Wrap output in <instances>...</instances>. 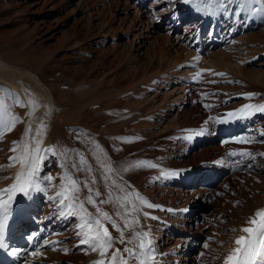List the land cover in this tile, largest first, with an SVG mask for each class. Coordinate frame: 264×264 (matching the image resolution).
Listing matches in <instances>:
<instances>
[{
    "label": "rangeland",
    "instance_id": "rangeland-1",
    "mask_svg": "<svg viewBox=\"0 0 264 264\" xmlns=\"http://www.w3.org/2000/svg\"><path fill=\"white\" fill-rule=\"evenodd\" d=\"M261 1L264 2V0ZM110 2L114 4H110ZM174 7L173 5L170 10ZM115 10L114 0H0V79L6 81H0V124L12 117L18 125L16 136L19 138L18 140H21L25 130L29 126L31 127L36 123L37 125L34 127L39 128L44 119H47L51 114L56 115V113L60 111L61 116L66 118L67 122L65 123L66 137L69 138L68 141L72 142V156L69 155L71 151L67 152L70 163L64 167L66 169L65 172L68 173L71 171V175L80 181H88L84 175L86 166L82 165V170L80 172H76L75 169L70 167L74 163L79 164L81 159H83L82 156L85 157L83 148L87 149L88 146H85L81 142L76 143V141L82 140L81 137L86 129L92 127L93 130H95L94 133L92 131V134L95 135V132H100L98 134H100L101 137L104 136V139L109 143L110 140H113L112 138L118 137L116 134L119 130H122L119 135L122 133L127 134V131L129 132L128 134L140 132L142 135H147L146 130L151 128L159 132L167 133L173 130L176 124V122L172 123L173 116L176 114L175 112H177L176 106H174L172 110L168 108L159 110V101L162 95L156 96L155 90L163 88L164 85H161L160 82L163 77L167 76L170 77L169 79L171 80H173L172 77H174L173 82L167 83L169 86L168 92L171 90L169 93L174 92L172 86L178 85L180 81L184 83L183 80L178 81L177 78H179L180 75H175L172 71H176L175 67H178L180 64L186 63V59L181 58L175 61L179 56L174 57L175 52H173V56L170 55V52L175 50L164 46L163 42L159 41V39L155 41L157 36L163 34H157L154 38L153 34H151L148 36L149 38L135 40L134 36L139 33L135 32L130 26L127 27V22L118 21L120 16L116 17ZM238 19H235L236 23ZM237 24L239 26V23ZM119 27L123 29L121 30ZM150 28H153V26L150 25ZM155 30L160 33L156 28ZM192 30L193 27L189 33L190 37H192ZM167 31H169V29H167L166 32ZM161 33L164 32L161 31ZM239 37V34L235 36L233 39L234 43L239 41ZM240 41L243 42L244 48H238L236 51L232 50L225 52L226 48H218V51L220 50L218 54L221 55L219 57H221L222 61L224 60L223 62L229 64L228 61L230 60H227V58L234 57L237 63L235 62L233 66L226 67L225 70L210 68L211 70L207 69V71L210 70L209 73L210 75L212 74V78L214 77L213 74L215 75L216 72L223 73V75H225V72H228L230 75L228 81L232 80V76H236V78H234V83L238 84L243 91L250 92L255 86L247 80L257 78H255V76H250L246 72H264V30H258L250 35H245ZM185 43L186 41L182 43L183 48ZM204 43L205 42L202 41V44ZM231 44L230 47L233 46V41ZM250 44L252 47L254 44L255 49L252 48V51L258 53L261 59L251 64L253 66L249 68L245 67V71L241 73L233 72L237 70L238 67L243 69L241 65L244 63V57H249V53L251 52ZM186 45L187 49H189L190 46H195V48H192L195 54L196 48L198 49L195 43H186ZM132 46L134 48L133 50H131ZM194 68H197V66ZM136 69L137 71H135ZM218 78L220 82H227L220 77ZM186 80L187 79H185V82ZM259 80L264 81L263 78ZM9 84H11L12 87ZM218 84L220 85V83ZM220 87L222 91H224L225 96H230L226 98H228L229 101H234V104L230 105L231 108H236L238 109L237 111H239L243 108V105H241L242 103H247V105L251 104H248L249 101L245 98L240 101V98L231 97L235 95L228 93V90L224 86ZM207 88L208 86H206V89ZM233 91L235 93V89ZM171 96H174L172 97L173 99L176 97L174 93H171ZM256 97L259 101L256 99L253 104L256 103L255 105H259L264 102V94L256 95ZM210 99L209 101L211 103L215 102L213 97H210ZM188 105L192 106V103L189 102ZM186 108L187 105H181V109ZM97 112H100L102 115H107L105 112L110 114L109 126L113 127L112 129L110 128L108 130L107 127H104L106 122L101 123L100 121L99 124V121H97V123L94 115L88 118L89 114ZM228 114L225 116H228ZM238 114L240 115L239 112ZM255 116H259L262 119V121H257V123H259L258 125H260L261 122L264 123V112H256V114L254 112L253 117ZM74 122L79 123V125H77L79 128ZM111 122H113L114 125H111ZM147 122H149V125H147ZM47 123L51 124L52 121L49 122V120H47ZM11 132L12 130L4 131L0 135V157L6 155L8 152V155L0 158V167H5L12 162L9 160V156L13 157L19 155V148H16V151H11V148L15 149L13 137L9 134ZM104 139L103 141H105ZM94 141L95 140L92 142V147L97 148V144ZM210 142L213 144V141L203 137L198 147L204 150L206 148L201 146V144H210ZM216 147H223V143ZM76 151H82L81 158L76 157ZM156 160L159 159L156 157ZM57 161L61 162L58 153H50L47 163H45L47 168L45 176H50L52 179L50 182L41 181V186L45 189H47L45 183L53 185L52 191L48 194V197L41 195L40 198V200H44L50 205L54 204L57 200L56 194L54 193V183L59 182L57 181L59 179V175H57L58 170H54L60 164H57ZM261 165H264V162ZM203 169L206 168L203 167ZM150 171H155L156 174H154L155 172L149 175L141 173L138 176L139 181L143 179L144 182V184L138 182L140 186V190L138 189L140 192H138L144 195L148 201L153 200V202H159V204L164 203L163 205L167 208H169V204L171 206L173 205L171 210H176L175 214L167 215L168 212H165V223H177L176 226L180 227L181 223H184L182 222L181 213L185 204L184 200H173L168 193V195L164 194L163 196H167L174 202L166 201L165 199L164 201L162 200V202L158 201L159 197H155L158 196V192L149 191L152 187L151 183L154 182L152 184L154 185L153 187L156 188V183L161 181L160 185L163 188L162 183L166 179L162 181V177L157 170L150 169ZM244 172L250 173L246 175L243 174ZM244 172L238 174L240 177L236 175L237 179L234 180L229 187L227 185L219 186V194H217L216 197L221 196V198H223L221 202L214 203L213 198L212 204L207 203L206 201H209L211 196L205 199L203 197H194V199H189L186 202L189 205L186 207L192 212L193 217L192 219H187L188 222L187 224L184 223V226L187 228L188 225L191 226L193 242L191 248H187L188 250H186L183 260L180 261L181 264H217V260L223 256V253L221 254V249L231 238L229 236L234 233L232 229H237L236 226L238 225L237 222L232 223V216L226 218L224 213L228 212L227 215L234 213L233 215H235L238 213L242 214V212L245 211L244 215H246L250 208H246L247 205L249 203L253 204L254 201H257V199L260 200L261 197L263 198L261 194L255 200L253 199L258 191L264 193V177L251 176L254 175L251 170H245ZM115 175L116 172L112 175L116 179L117 176ZM146 176L147 178H145ZM157 176L161 178L160 181L156 179ZM114 178L111 177V180ZM96 180L97 183L90 186H94V189H99L102 193L105 191L104 198L106 199L108 198L109 191L112 192V196L115 198L116 194L114 190L118 191V189L111 187L112 184L110 179L107 180L106 183L97 178ZM230 180H233V177H230ZM117 181L119 182V180ZM175 181L176 179L173 180V182ZM181 190H183V188ZM86 191V189H83L81 194H86ZM201 200H204L206 204ZM109 204L114 211L118 209L117 204ZM204 206L207 208L206 212L203 211ZM42 208L43 205H41V209ZM37 211L36 216H41L42 213L43 216L48 215L55 221V225L58 224V219L61 218L59 216V208L56 217H53V215L56 214L54 209ZM201 211L204 212L203 216ZM141 212L144 213L143 210H141ZM129 219L131 218L129 217ZM38 220L39 222L41 221L40 219ZM157 220L160 221L161 218ZM143 222L146 227L153 224V220L151 223H148L147 220H143ZM78 224L79 222L76 219L70 220L68 222L69 229L77 234V232L80 231ZM140 225H143L142 222ZM163 225L165 224L162 223V226ZM23 230L24 229L19 227L18 233H22ZM135 230H140V227L138 228L137 226ZM28 233L29 232H23V234ZM27 236L29 237V235ZM28 237L23 236V238ZM165 237V235L161 237L162 242H166ZM125 245L127 247L134 246L133 244L128 245L126 243L123 244V248ZM205 245H207V247H205ZM180 249L182 248H179V250ZM78 253L82 252L75 248L67 253L55 251L52 254L68 257L71 254ZM161 253L162 252L159 250L161 256H159L160 259L157 258L158 264H160L159 260L161 264H175V262H171L174 260L171 253L167 254V260H171L168 263H165L164 258H162L164 257V253ZM124 255L127 257L126 253ZM134 263L136 264V261L129 260V264ZM16 264H32V262L19 261Z\"/></svg>",
    "mask_w": 264,
    "mask_h": 264
},
{
    "label": "bare ground",
    "instance_id": "bare-ground-1",
    "mask_svg": "<svg viewBox=\"0 0 264 264\" xmlns=\"http://www.w3.org/2000/svg\"><path fill=\"white\" fill-rule=\"evenodd\" d=\"M181 1L184 2L185 0H181ZM114 2H115V8H116L115 13L117 15L116 17L120 16L118 21L127 22L128 24L127 27L130 26L135 32L139 33L134 36L135 40L149 38L148 36L151 34H153V38L157 34L159 35L163 34L161 36H157L155 41L159 39V41L163 42L164 46L170 47V49L173 48L175 51H171L170 55L173 56V52H175L174 57L179 56L175 61H178L181 58L186 59V63L180 64L178 67H175L176 71H172L173 74L180 75L179 78H177L178 81L183 80L185 82V79H187L189 74L192 73L191 69L197 66V65L192 64V62L195 60L201 64V66L199 67H209V68L220 69V70L221 69L225 70L226 67L231 66V65L233 66V64H235L234 60H236V58L234 57L229 58V59L227 58V60H230L228 61L229 64L223 62L224 60L222 61L221 57H219L221 55L218 54L220 51V50L218 51V48H221V47H223V49L226 48L227 45L232 43L235 36L241 33L240 32L241 28H239L237 23H239L240 25L239 21H240L241 15L243 14V11H240L239 13H237V16L235 17V19H238V18L239 19L237 20L235 27H228L225 31H221V32H217V30L208 32L206 31L208 19L213 18L214 15L217 14V12L212 13L211 11H209V9L212 8L211 5H209L208 8H203V7L198 8L196 2H193V0H189V2H185V4L191 8H185V6H182V4H180L178 6L174 5L175 7L170 10L169 7L162 4V6L159 7V8H162L161 10L156 9L158 7H156L155 9H152V13L156 15V16H152L154 19L153 23H157L158 20L161 21L162 23L163 20L169 19L167 23V29H169V31L165 33H161V32L159 33V32H156L154 27L150 28L151 24L148 22L149 19L146 17L147 15L145 14L147 12L145 8L148 4L149 6H152V7L154 6V3H151L150 0H142V1L141 0H114ZM110 4H114V3L110 2ZM253 6H258V5H255L253 3ZM142 10H144L145 12ZM168 11L170 15L168 14ZM197 12L202 13V15L205 17L204 21H200L198 19L195 20L196 18L195 14H189V13H197ZM246 12L248 15V20L244 22L246 28L248 29L251 27H256V26H253V22H255L258 26L259 19L262 18L259 15L262 14L263 11H259L257 15H251L250 10ZM177 17H181V18L184 17L185 19H181L180 22L184 20L183 23L185 24L187 23L186 20L188 18H191L192 24L190 26L186 24L183 27L181 24H179L180 22L177 23V21H175ZM192 27H193L192 37H190L189 33ZM119 28L121 30L123 29L122 27H119ZM187 36H188V41H187ZM185 41L188 44L195 43L196 47H198V49L196 48V52H195L196 55L192 51V48H195V46H192V47L190 46L189 49H187V45L185 43L184 48H183L182 43ZM202 41L206 43L205 47H203ZM181 48H183L185 51ZM216 48H217V51L214 50ZM252 48L255 49L254 44H253V47L251 45V49H250L251 52L249 53V57H244L245 59L244 63L249 64V66L243 63L241 65L243 69H240L238 67V69L234 70L233 72L241 73L245 71V67L249 68L250 66H253L251 64L261 59L260 56L256 52L252 51ZM133 49L134 48L132 46L131 50ZM137 69L135 71H137ZM205 70L209 76L212 75V74L210 75L207 69ZM246 73L249 74L250 76H255V78H257V79L251 78L247 80L252 85L255 86L250 92L243 91L240 88V86L236 83L228 84L224 87L228 90V93L235 95L231 97L240 98L239 99L240 101H242L243 98H245L247 101H249L248 104L251 103L250 105H255L256 103L253 104V102L257 99L256 95L264 94V81L259 80L262 78L264 79V72L247 71ZM213 76L215 75L213 74ZM169 78L170 77L168 76L162 78V81L160 83L161 85H164L165 87L163 86V88L156 89L155 94L156 96L162 95L159 101V106H160L158 108L159 110L164 109V108H168L172 110L174 106H176L177 112H175L176 114L173 116V119H172V123L176 122L173 130H170L167 133H164V132H159L156 129L151 128V129L146 130L147 135H142L140 132L128 134L129 133L128 131H127V134L122 133L121 135H119V133L122 132V130L115 129V130H119V132H117L116 134L118 135V137L112 138L113 140H110V142L111 141L112 142H111V145L109 146L110 142L108 143V141L104 139V136L101 137V135L98 134L100 132L97 131V133L95 132V135L92 134V131L94 133L95 130H93V128L91 127V128L86 129L83 135L81 133L82 140L76 141V143L81 142L85 146H88L87 149L83 148V154H85V157L82 156L83 161H84L83 165L86 166L85 174L83 173L85 175L86 180L91 181L92 177H95L99 179L100 181L106 183L107 180L104 179L103 169L100 167L101 162L106 161L113 168L114 172H116L115 176H117L116 179L119 180V182L114 178V176H111L114 178L113 180H115L116 184H119L122 187H124L126 192H132L134 194H137L140 198L147 201L148 203L159 206L157 208H147L146 206L140 205V210L137 213V215L139 216L143 225L142 226L139 225L138 228L140 227V230H136V231L149 232L150 235L148 239L152 241V248L154 249V256L156 258L155 259L156 262L158 260L157 258L161 256L159 254V250H160L162 253H164V257L162 258H164L165 263H168L171 261V260L170 261L167 260V254L171 253L172 257L174 258V260L172 259L173 261L171 262L173 263L175 262V264H181L180 261L183 260L185 256V252L186 250H188L187 248L189 247L191 248V244L193 242V233H192L191 226L188 225V228L184 226V223L187 224L188 222L187 219H192L193 217L192 212L189 210L188 207H186V206H189L188 203L186 202L189 199L191 200L194 199V197H197V198L203 197L205 199V198H209L208 196H211V198L209 201H206L207 203L212 204L213 198H214V203L221 202L223 198H221V196L216 197L217 195H214V193L217 190V188L215 190H213V188L223 177L227 176L229 172H225L217 177H212L210 175L212 171L208 167L211 164H217V165H222V166L227 165L224 148H226L231 153L242 154V153H247L248 151L251 150V148L253 149V147L251 145L252 143H251L250 138L246 137L247 133L244 134V132L240 130L237 124L234 125V128L236 131L233 133L231 137L232 141L223 143L222 140H220L210 128V124H209L207 116L205 114L199 113V111L197 110L198 108H194L188 105L190 101L186 99V95H188V92L190 91L189 87L185 86L184 83L181 81H180L181 83L179 82L178 84L179 86L178 85L172 86L174 92H171V93H174V95H176L175 99L172 98L174 96H171V93H169L171 90L168 92L169 86L167 85V83L168 82L170 83L171 81L173 82L174 77H172L173 80ZM0 81L2 80L0 79ZM2 82H6V81H2ZM9 85L11 86V84ZM209 89L210 88L208 87V90L206 89L207 92H204V93L206 94L209 93ZM234 89H235V93L233 91ZM225 101L229 102L228 98H226ZM181 105H187V108L181 109ZM259 105H264V102H262ZM225 106H226V109L222 113L224 114V116L223 118L220 119V122L216 123V126H215L216 129L227 130L229 127L226 126L225 124L231 123L235 119H238V118H241V120L243 121L245 120V116H240L238 114L239 112L237 111L238 109L231 110L230 109L231 106L226 105V103H225ZM98 113L100 112L89 114L88 118H90L91 115H94L96 122L99 121V124H100V121L101 123L106 122L104 124V127H107L108 130L110 128L112 129L113 127L109 126L110 114L107 112H105L107 115H105L104 113H103L104 115H102L101 113L100 114ZM228 113H236V115L234 117L225 116ZM253 115H251L252 117L247 116L248 121L254 122ZM49 117L43 120L41 125H44V129H43L41 137H38V139H42V143L40 145V148H41L40 154L44 156V159L40 165V168H41L40 176L41 177L45 176V172L47 170L45 163H47L49 154L50 153L56 154L57 152L61 162L57 161L56 163L57 164L60 163V164L58 165V167L56 168L54 167L55 168L54 170H58L57 175H59L58 176L59 179L57 180L59 182L54 183V193L56 194L61 189V183H62L61 177L65 176L66 174L65 172L66 169L64 167L68 163H70L69 155L72 156L71 155L72 153L71 143L72 142L68 141L69 138L66 137L67 135L65 134L66 133L65 123L67 122H66V118L61 116V112L59 111L58 113H56V115L51 114ZM12 120L13 118L11 117L9 120L2 122L0 124V133H3L4 131H6L4 128V125L9 124ZM47 120H49V122L52 121V123L48 124ZM74 124L76 126L79 125L78 122H74ZM112 124L113 122H111V125ZM35 125L37 124L35 123L31 127L29 126L25 130L23 134V138L21 140H18L19 138H17L16 136L18 125L16 124V121H15V124L12 127V132L9 134L13 137V141L15 142L14 148L15 149L19 148V155L23 154V146L25 144H30L31 147H35V144L31 142V138L36 136L37 129H38L37 127H34ZM147 125H149V122H147ZM203 137H205V139L207 140L213 141V144L212 142H210V144H206V143L201 144V146H204L206 148L204 150L203 148L198 147ZM103 139L105 141H103ZM241 139L249 141V142L248 143L238 142L236 146L238 150L237 151L234 150V147H235L234 144L236 143V141L241 140ZM93 140H95L94 142L97 144L96 145L97 148L92 147ZM69 142H70V145H69ZM222 143H223V147L221 148L216 147L218 145H221ZM47 149H50V151L49 152L45 151ZM69 151L71 152L69 155H67V152ZM81 152L76 151V157L81 158V155H82ZM6 155H8V152L6 153ZM6 155H3L2 157ZM156 157L159 160H156ZM138 162H144V163L139 167H130L131 165L137 164ZM148 163L155 164L156 167L153 168V167L146 166ZM10 164L11 166H9ZM10 164H8L5 167H0V190L6 189L10 187L13 183H15L16 174L21 171V165L18 162L12 161L10 162ZM88 167L92 168L91 173L87 171ZM203 167H205L207 171L206 169H203ZM125 168H128L129 170L122 171ZM150 169L157 170V172L162 177V181L167 178L176 179V181L171 184L170 188L167 186L168 185L167 184L166 185L167 190H165L166 188L163 189L162 186L160 185L161 178H159L160 177L159 175V177L157 176L156 179L160 182L156 183V188L153 187L154 185L152 183L154 182H152L151 183L152 187L149 189V191L151 192L157 191L158 196H155V197H159L158 201H161V202L162 200L164 201V199L166 201L174 202L171 199H169L167 196L166 197L163 196L164 194L168 195V193L170 194L173 200H184L185 202L184 208L181 211L182 222L184 223H181L182 225L181 227L176 226L177 223H174V224L165 223L166 222V218L164 216L165 212H168L167 215L175 214L176 210H171L173 205L171 206L169 204L168 205L169 208H167L165 205H163L164 203L159 204V202L158 203L153 202V200L148 201L144 195H141L139 193L140 186L138 185V182L140 183L142 182L143 184L144 182H143V179L139 181L138 176L141 173L149 175L155 172V171H150ZM165 172L167 173L174 172L176 174L169 175L166 177L162 175V173H165ZM154 174H156V172ZM246 175H249V174L246 173ZM145 178H147V176ZM236 179L237 177H234L233 180L226 179L222 183L223 185H227L229 187V185ZM113 180L110 179L111 184ZM45 184H46L47 189H45L40 184V190L33 191L28 196H25L23 193L19 191L16 192L14 199L11 201V208H10V212L7 218V223L4 229L3 242L5 246L0 247V264H15V262L12 261V259L6 255L7 251H9L10 253H13L15 257H18L19 259L20 258L21 260L27 259L29 262H33V264H55V263H58V264L60 263H63V264H94L96 260L101 259L99 250L91 251L89 250L87 245L80 244L81 238L78 237L74 231L69 229L68 222L74 219H76L79 222L78 218L62 217L59 214L61 218L58 219V224L55 225V221L51 219L48 215L43 216V213H42L41 216H36V212H38L37 210L48 211V210L54 209V212H56V214H54L53 217H56L58 213L57 207H58L59 198H57L56 202L52 205H50L44 200H40L41 195L48 197V194L52 191V188H53V185H49L48 183H45ZM182 188L183 190H181ZM114 191H115L116 196L120 195L119 190L118 191L114 190ZM104 193L105 191L102 193L101 197L94 196V199H96L97 201L99 199H106L104 198ZM261 194L264 198V193L263 192L260 193L258 191L257 194L254 195L253 199L255 200ZM84 195H85L84 193L81 194L82 197ZM263 198L261 197L260 200L257 199V201H254L253 204L249 203L246 208H249V207L250 208L247 211L246 215H244L245 211H243L242 214L238 213L235 215H233L234 213L230 215H227L228 212L224 213V215H226V218L232 216L231 217L232 223L237 222L238 225L236 227L238 230L236 229L237 231H234V233L233 234L231 233L232 235L229 236L232 239L230 238L228 242L221 249V254L223 253V256L220 257L219 255L221 260L220 259L217 260V264H223L224 257L228 255L231 248L235 246L234 245L235 239L239 235L242 234L239 231V229L242 226L247 225V221L249 217H251L256 210L264 208ZM0 199L6 200L7 193L0 195ZM133 199H135V196L133 197ZM201 201L204 204H206L204 200H201ZM137 203L139 204V201H137ZM41 205H43L42 209H41ZM99 206L104 211L108 212L109 215H111L113 219L117 220V222L121 225V227H123V220L116 217L115 215L116 211H114L113 208H111L112 206L110 204H104V205H99ZM85 207L88 209L89 212H92L93 214H95V208L93 206L85 203ZM203 208H204L203 211L206 212L207 208L205 206ZM169 209L171 211H168ZM119 210L123 211V209H119ZM141 210L149 213L150 216H156L158 219L161 218V220L160 221L157 219L153 220V224L149 227H146V225H144L143 220L144 221L147 220L148 223H151L152 219L145 218ZM60 211L61 209H59V212ZM196 211H197V208H196ZM203 211H201L202 216L204 213ZM38 219H40L41 221L39 222ZM161 221L165 225L162 226ZM168 225L170 228H165ZM106 226L109 228V231L111 232L113 237L116 238V242L114 243L113 248L109 249L108 253L104 257L105 264H108V260L110 259L111 252L117 248L123 249V244L119 243V233L114 231L111 228V225L108 224L107 222H106ZM19 227L21 229H24L23 232H29V233L28 234H23V232L18 233ZM25 230H28V231H25ZM16 235H19V236L16 237ZM27 235H29V237H32V239H29ZM131 235L132 233L130 230H125L126 239L130 237ZM164 235L166 236L165 237L166 242H162V239H161V237ZM23 236L28 237V238H23ZM134 244H138V241H134ZM75 248H77L78 251H81L84 254L82 253L71 254L68 257L52 254L55 251L56 252L61 251L62 253H67L68 251H71ZM179 248H182V249L179 250ZM37 249H39L38 254L36 256H32L30 253L36 251ZM13 250H16V251L14 252ZM219 254H220V251H219ZM150 263L152 264L151 261L149 262V264Z\"/></svg>",
    "mask_w": 264,
    "mask_h": 264
},
{
    "label": "snow or ice",
    "instance_id": "snow-or-ice-1",
    "mask_svg": "<svg viewBox=\"0 0 264 264\" xmlns=\"http://www.w3.org/2000/svg\"><path fill=\"white\" fill-rule=\"evenodd\" d=\"M185 2H189V0H185ZM193 2L197 3L198 8H208L209 5H215V7L209 9V11L215 13L217 11H232L229 6L233 4L237 5L239 11H248L251 10V5L258 2V0H193ZM260 11H264V8L260 9ZM200 75V72L196 73L197 78ZM254 112H264V105H245L239 110L240 115L245 117L251 116ZM235 115L236 113L228 114L229 117H234ZM14 124L15 120L13 119L9 124L4 125L5 130L11 131ZM43 129L44 125H41L37 129L36 136L31 138V142L35 144V147H31L30 144H25L22 155L9 157L10 161L18 162L21 165V171L16 174L15 183L6 189L0 190V195L7 193L6 200L0 199V247L5 246L3 242L4 229L11 208V201L14 199L16 192L19 191L25 196H28L31 192L40 190L41 180L50 182L52 179L50 176H40V165L44 156L40 154L42 139H38V137H41ZM238 142L248 143L249 141L241 139ZM11 151H16V149H11ZM45 151H50V149ZM230 155H235V153H231ZM242 155H247V153H242ZM83 163L84 161L81 159L79 164L74 163L71 168L75 169L76 172H80ZM143 163L138 162L130 167H139ZM146 166L156 167L155 164L151 163H148ZM101 168L103 169L104 179H111V176L114 174L113 168L106 161L101 162ZM128 170V168H125L122 171ZM87 171L91 173L92 168L88 167ZM175 174L174 172L162 173L166 177ZM61 180V189L56 193V198H59L58 208L61 209L59 214L62 217L79 219L78 228L80 231L77 232V236L81 238L80 244L87 245L91 251L99 250L101 259L96 260L94 264H105L104 257L116 242V238L109 231L106 222L111 225L114 231L119 233V243L134 244V241H138V244H134L133 247L125 246L123 249L117 248L112 251L108 264H129V260L136 261V264H149L150 261L152 264H157L154 249L152 248V241L148 239L149 232L136 231L135 229L141 223L137 215L140 210V205L146 206L147 208H157L159 207L158 205L148 203L137 194L126 192L125 188L116 184L115 180L112 181L111 187L118 189L121 195L113 198L112 192L109 191L107 199H99L98 201L94 199V196L101 197L102 192L90 186L97 183L95 177H92L90 182L80 181L72 176L71 171H69L65 176L61 177ZM82 188L87 190L83 197L81 196ZM134 196L135 199H133ZM137 201H139V204ZM85 203L95 208V214L88 211ZM109 203L118 204L115 215L123 220V227L99 206ZM119 209H123V211ZM168 211L171 210L169 209ZM143 215L145 218L152 220L158 219L156 216H150L147 212H144ZM128 217H131V219ZM125 230H130L132 233L127 241L125 238ZM232 231H236V229H232ZM239 231L242 234L235 239V246L224 257L223 264H264V208L256 210L249 217L247 225L242 226ZM29 239H32V237H29ZM13 251L15 252L16 250ZM38 252L39 249L30 254L36 256ZM125 253L127 257H125Z\"/></svg>",
    "mask_w": 264,
    "mask_h": 264
}]
</instances>
